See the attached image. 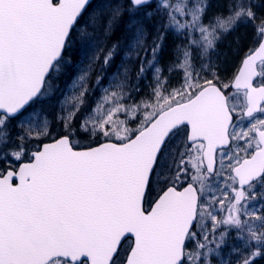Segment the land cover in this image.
Listing matches in <instances>:
<instances>
[{
	"label": "snow or ice",
	"instance_id": "obj_1",
	"mask_svg": "<svg viewBox=\"0 0 264 264\" xmlns=\"http://www.w3.org/2000/svg\"><path fill=\"white\" fill-rule=\"evenodd\" d=\"M260 261L264 0H0V264Z\"/></svg>",
	"mask_w": 264,
	"mask_h": 264
},
{
	"label": "rangeland",
	"instance_id": "obj_2",
	"mask_svg": "<svg viewBox=\"0 0 264 264\" xmlns=\"http://www.w3.org/2000/svg\"><path fill=\"white\" fill-rule=\"evenodd\" d=\"M243 31L247 33V38H246L247 42L246 43H248L251 39V28L250 27L241 28L237 33L234 34V36L239 35V33L243 32ZM232 41H233V36H229L221 46V52H222L221 60L225 61V66L228 67L229 69H231L233 63L238 62L236 60V53H234L235 54V56L233 55L234 57L231 56V54L233 53V50H234V48H232L233 46L231 45ZM243 43H245V40ZM69 83H70V81H69ZM144 83L147 84V81H145ZM61 86L63 87V84Z\"/></svg>",
	"mask_w": 264,
	"mask_h": 264
},
{
	"label": "trees",
	"instance_id": "obj_3",
	"mask_svg": "<svg viewBox=\"0 0 264 264\" xmlns=\"http://www.w3.org/2000/svg\"><path fill=\"white\" fill-rule=\"evenodd\" d=\"M238 36L240 37L242 44H244V45L246 46V45L248 44V43H246V42H247V40H246V38H247V33L243 31V32H240ZM244 38H245V39H244ZM244 40H245V43H243ZM231 45L233 46L232 48H234L233 53L231 54V56L234 57V56H235V54H234V53H235V45L232 44V43H231ZM232 48H231V49H232ZM233 55H234V56H233ZM259 264H264V261H260Z\"/></svg>",
	"mask_w": 264,
	"mask_h": 264
}]
</instances>
